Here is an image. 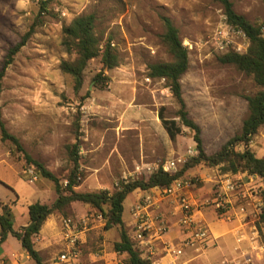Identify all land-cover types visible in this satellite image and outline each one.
Returning <instances> with one entry per match:
<instances>
[{"label":"rangeland","instance_id":"374dc122","mask_svg":"<svg viewBox=\"0 0 264 264\" xmlns=\"http://www.w3.org/2000/svg\"><path fill=\"white\" fill-rule=\"evenodd\" d=\"M231 2L236 13L251 24L259 26L264 20V0ZM85 14L95 16V32L103 43L112 38L120 64L108 70L103 69L100 58L90 60L83 73V86L76 91L74 78L60 69L63 60L76 58L62 46L63 28ZM224 16L222 6L211 0H0V71L9 50L30 34L2 80V120L25 152L58 177L63 186L74 168L70 151L77 144L81 179L77 192L113 193L121 183L148 179L166 161L180 158L176 173H183L179 179L190 183L198 199L211 198L215 181L230 172L222 171L224 165L204 162L184 169L199 154L194 131L181 124L180 105L167 81L150 77L148 66L172 61L161 39L165 32L163 18L167 17L178 28L183 45L192 46L188 48L189 69L181 79L185 110L201 128L204 153L215 154L241 133L249 113L246 98L260 90L253 76L236 65L220 62L219 55L199 47ZM99 74L101 78L95 80ZM161 108L165 119L176 120L182 127L174 141L159 118ZM244 149L241 143L235 147L238 152ZM249 149L256 157L264 158V125L252 138ZM256 188L260 198L257 202H264L263 178ZM57 197L54 183L40 177L24 155L10 142L2 141L0 135V201L11 205L14 228L28 223L29 204L52 205ZM133 203L129 195L124 202L125 221ZM208 211L204 213L207 221L211 216ZM66 212L53 214L60 238L64 218H81L96 211L87 204L73 202ZM102 220L90 224L91 237L82 250L87 257L114 250L119 231L114 229L105 238ZM252 220L257 227L259 218ZM230 225L218 227L228 230ZM260 227L257 242L245 248L241 246L245 238L238 243L236 231L216 235L218 256L205 258L201 264H243L244 256L250 257L253 264H264V225ZM226 235H233L230 245L223 242ZM124 260L115 256L110 264ZM97 262L105 264L104 260Z\"/></svg>","mask_w":264,"mask_h":264},{"label":"trees","instance_id":"16d2710c","mask_svg":"<svg viewBox=\"0 0 264 264\" xmlns=\"http://www.w3.org/2000/svg\"><path fill=\"white\" fill-rule=\"evenodd\" d=\"M222 6L228 22L238 29H242L249 38L250 46L245 54L229 53L219 56V61L225 64L236 65L237 68L253 79L260 90L253 96L247 97L248 116L243 121L242 131L239 135L229 140L218 152L207 156L203 150L201 128L188 117L185 110V102L182 95L181 79L189 69V51L183 45L179 36L178 28L167 18H163L165 32L161 39L172 56V61L151 64L148 66L149 76L152 78L165 79L174 98L180 105L179 117L181 124L194 131V141L199 154L193 158L184 168L185 170L200 163L210 166L224 165L223 172L232 174L247 172L249 175H257L264 179V158H258L249 149L252 138L257 135L259 129L264 125V36L261 26L251 24L244 16L236 13L231 0H211ZM96 18L93 14H85L75 17L69 25L63 28L62 46L69 54H75L73 61L63 60L60 69L63 73L74 78V87L78 91L84 83L83 73L90 60L100 58L103 69L112 70L119 66L120 58L108 38L105 43L95 32ZM30 34H26L21 42L12 47L6 57L4 66L0 71V95L2 93V80L5 71L12 64L14 57L20 49L26 45ZM99 74L96 79L101 78ZM164 108L159 112V118L167 130L172 141L182 133V127L176 120H167L162 114ZM0 135L2 141L10 142L18 152H21L27 164L33 166L38 175L54 183L58 195L52 205L36 202L28 206V223L19 230L14 228L15 218L11 206L0 201V247L11 235L20 243L33 264H45L41 253L35 248L34 238L37 236L47 219L55 212L66 215V210L73 202H81L96 210L95 214H101L105 220L104 230L114 227L119 230V240L114 243V251L118 254H126L127 258L119 264H151L141 256L126 229L123 221L124 201L129 194L137 189L150 190L155 187H167L183 172L169 174L161 168L154 172L148 179L135 180L121 183L120 187L113 193L109 191L81 193L75 190L81 183L79 173V147L73 145L70 151L74 168L67 177V184L63 186L59 178L49 171L42 163L31 158L22 147L19 139L10 134L4 121L0 108ZM244 144L242 152L235 150L237 144ZM264 199V196H263ZM105 207L108 210H105ZM105 216H104V215ZM264 225V209L257 222V227Z\"/></svg>","mask_w":264,"mask_h":264},{"label":"built area","instance_id":"2783aa9c","mask_svg":"<svg viewBox=\"0 0 264 264\" xmlns=\"http://www.w3.org/2000/svg\"><path fill=\"white\" fill-rule=\"evenodd\" d=\"M260 26L264 36V20ZM249 46L250 41L246 33L231 25L226 16L199 45L201 49L205 48L210 54L219 56L229 53L245 54ZM188 48L192 49V46L188 45ZM181 162L180 158H172L162 164L159 169L174 174ZM31 174L36 180L34 173ZM260 179L257 175L225 174L215 181L213 196L206 200L198 199L191 193L190 183L181 179L174 180L167 187L153 188L154 191L141 198L132 209L134 219L132 241L135 248L151 264H171L167 259L178 262L189 252L199 255L217 247V237L204 213L212 209L217 220L227 223L238 221L244 224L254 217L260 219L264 209V202H257L260 198L256 185ZM163 201H167L165 203L179 215L178 226L182 239L177 243L164 240L168 224L165 215L160 210V203H164ZM102 219L101 214L95 213L81 218H64L61 225L66 248L56 264L78 262L82 251V235L89 230L94 220L102 222ZM237 241L240 243L242 239L239 237ZM159 244H162V250H159ZM243 264L253 263L250 257L244 256Z\"/></svg>","mask_w":264,"mask_h":264},{"label":"crops","instance_id":"0c3cea01","mask_svg":"<svg viewBox=\"0 0 264 264\" xmlns=\"http://www.w3.org/2000/svg\"><path fill=\"white\" fill-rule=\"evenodd\" d=\"M261 151L264 153V150H261ZM152 191H154V190L150 189V190H144L143 191V190L137 189L134 192H132L131 194H129V195L133 196V202L134 203L130 207L128 221H125L124 218H123V221L125 223L126 229H127L132 240H133V236H131V233L133 232V227H134V219L132 216V209L139 202V200L141 198H143L147 194L151 193ZM191 193H193V191H191ZM163 202L164 203H160V209H161V211H164V212L166 211L165 212L166 215L164 213L163 214L165 215V218H166V221L168 224V231L164 237V240L177 243L178 240L182 239V235H181L179 227H178L179 215L174 212V209L170 205L165 203L167 201H163ZM124 211H125V208H124ZM208 213H209V215H211L208 222L211 225L210 227H211L215 236L216 235L224 236L223 234H225V232L227 233L230 230L231 234H233V232L236 231L238 234L237 235L238 238L239 237L241 239L245 238V241L241 245L242 248L247 247L252 242H257L259 230L257 229L256 225L253 224L252 219L249 222L244 223V224H240L238 221H236L234 223H231V225H230L229 223H224V224L221 223V221L217 220L214 217V215L211 211H208ZM27 214H28V208H27ZM123 215H124V212H123ZM54 222H55V218L53 215H51V217H49L47 219V221L45 222V224L43 225L40 233L37 236H35V238H34L35 248L41 253L43 258H44V256L46 257V260L45 259L44 260H45V263H47V264H56L59 257L63 253H65L64 251L66 248L64 240H62L63 236L61 235L62 238H60V232L58 231V226L55 225ZM219 224H222L223 228H226L225 225H230V226H232V228L231 229L229 228L228 230H221L218 227ZM26 225H24V226H26ZM101 225H104V223H101ZM20 228L21 227H19L16 230H19ZM114 229L117 230L118 228L114 227V228L109 229V230H104V232L102 233L103 236L105 238H107L108 234L112 233L113 232L112 230H114ZM91 230H93V229H91ZM85 233L86 234L82 235L83 239L81 238L82 239L81 250H83L84 245H85L84 243H86V239L89 238V235L91 237L90 230L86 231ZM95 233H97V232H95ZM58 235H59V238H58ZM229 236L230 235H228V236L226 235L223 238V240H224L223 242H225V244H228V245L231 244V242H232L231 237L233 235L231 237H229ZM227 238H228V240H226ZM218 239L219 238L217 237V242H218ZM11 240H13L15 242V244H14L15 247H12L14 245L11 244V242H10ZM118 240H119V235H118L117 239L114 241V243L117 242ZM37 244H39V245L37 246ZM256 245L253 244L252 246L254 247ZM215 248H217V247H214L213 249H211V250H209L203 254H199V255L189 252L187 256H185L183 259L179 260L178 262H173L171 259H167V260L169 262H171V264H201L202 262H204L205 258L211 257V258L215 259L218 256L219 253L217 252V250H215ZM0 250H1L0 251V264H33V262L30 260L29 256L27 255V253L21 247L18 240L11 235L2 244V246L0 247ZM20 250H23V252L19 253ZM159 250H162V244H159ZM20 256L22 258H20ZM115 256H117V257L119 256V257H122L125 259L127 258L126 254H118L114 250L111 252H104L103 256L102 255L99 256V254L95 253V254H91V255L89 254L88 257L85 254H83V251H81V257L79 258L78 262L74 261V264H96V263H98L97 262L98 260L99 261L104 260L105 264H110V262H111L110 260L112 258H114ZM24 258L27 259L26 262H24ZM116 264H119V261Z\"/></svg>","mask_w":264,"mask_h":264}]
</instances>
